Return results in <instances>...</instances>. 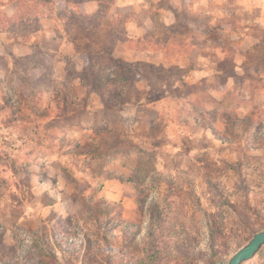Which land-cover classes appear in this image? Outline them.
<instances>
[{
  "label": "rangeland",
  "instance_id": "1",
  "mask_svg": "<svg viewBox=\"0 0 264 264\" xmlns=\"http://www.w3.org/2000/svg\"><path fill=\"white\" fill-rule=\"evenodd\" d=\"M1 3L0 264H133L143 243L226 264L264 229V0ZM102 52L130 69L108 83L123 103L98 93Z\"/></svg>",
  "mask_w": 264,
  "mask_h": 264
},
{
  "label": "trees",
  "instance_id": "2",
  "mask_svg": "<svg viewBox=\"0 0 264 264\" xmlns=\"http://www.w3.org/2000/svg\"><path fill=\"white\" fill-rule=\"evenodd\" d=\"M1 1H9V2H18L21 4L22 0H1ZM4 5L3 3H1L0 6ZM151 38L150 37H144L143 39H141L139 42H144V43H148L150 42ZM157 44H164L161 43L160 39L157 38ZM162 46V45H160ZM100 55L102 56L101 58H91V72L92 75L96 78V88L98 90V93L101 95L104 103L106 104H117V103H123L125 101H127V97L124 95L123 92H121V95L119 98L117 99H110L108 97V83L109 82H114L117 81L121 78L125 79V83H123L126 86L129 83L130 80V69H126L125 66H123L120 63H117L116 58L113 57L111 52L105 53L102 52L100 53ZM93 57V56H92ZM114 63V64H113ZM96 66H98V68H96ZM112 68V69H111ZM88 71V70H87ZM114 75V76H113ZM226 119L228 121V119L230 120L231 118L228 116H226ZM207 122V121H206ZM232 124L230 125L229 123L225 125V129L227 131V133L231 134L234 139L232 142L234 143L235 140L237 139H241L240 136V129H248L252 126V118L250 117H244L241 118L240 120L237 121H233L231 122ZM252 135H247L246 136V141L249 142V140H254L256 137L262 136L256 133V131H252ZM154 213L156 214L159 211V204L155 203L153 204V208ZM153 213V212H152ZM157 219H155V217L151 219L149 228H150V233L154 234L155 230L158 229V226L160 225L159 221H156ZM134 232L136 231H129L128 230V234H127V240H128V244L126 246H124L125 249H132L134 244ZM139 232V230H138ZM115 238H108L107 241L108 243H110L111 241H115ZM170 249V247H165L162 248L159 243H143L142 244V249L140 250L143 254V257L137 261H135L133 264H153L154 260L157 259V257L161 254H163V252H168ZM118 256V255H116ZM108 264H118V263H111L108 260Z\"/></svg>",
  "mask_w": 264,
  "mask_h": 264
},
{
  "label": "water",
  "instance_id": "3",
  "mask_svg": "<svg viewBox=\"0 0 264 264\" xmlns=\"http://www.w3.org/2000/svg\"><path fill=\"white\" fill-rule=\"evenodd\" d=\"M264 246V229L255 232L251 238L235 251L226 264H244L252 259Z\"/></svg>",
  "mask_w": 264,
  "mask_h": 264
},
{
  "label": "crops",
  "instance_id": "4",
  "mask_svg": "<svg viewBox=\"0 0 264 264\" xmlns=\"http://www.w3.org/2000/svg\"><path fill=\"white\" fill-rule=\"evenodd\" d=\"M218 4L221 6H223V1H218ZM263 4V3H262ZM231 5H232V3H231ZM224 10H226L227 12H229V10L230 11H232V9H230L229 8V5H224L223 7H222ZM233 12V11H232ZM205 36V35H204ZM249 47V46H248ZM250 48V47H249ZM218 50V49H217ZM237 51H239V47L236 49ZM208 51V50H207ZM206 51V49L204 48L203 50H201L200 52L198 51V53H199V57L200 58H202V65H204V66H202V69L201 68H199L200 69V71H201V73H200V75H198V76H205V75H207V73H208V70L210 69L209 68V66L207 65V61H208V58H209V55H207L206 53H208ZM218 52V56H219V60H222L223 58H224V52L223 51H220V49L217 51ZM237 53V52H236ZM241 54H236V56H234V58L232 59V64H233V66H234V69H237L239 66H240V64H241ZM240 58V59H239ZM262 69H264V66H262V65H260V66H258V67H255L254 68V70H262Z\"/></svg>",
  "mask_w": 264,
  "mask_h": 264
}]
</instances>
